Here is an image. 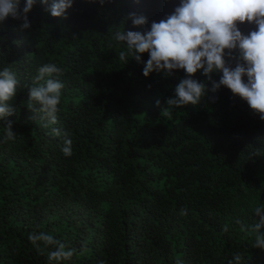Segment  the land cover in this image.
Returning a JSON list of instances; mask_svg holds the SVG:
<instances>
[{
    "label": "trees",
    "instance_id": "16d2710c",
    "mask_svg": "<svg viewBox=\"0 0 264 264\" xmlns=\"http://www.w3.org/2000/svg\"><path fill=\"white\" fill-rule=\"evenodd\" d=\"M178 4L73 0L60 18L37 0L29 29L11 17L0 22V71L10 68L21 85L11 101L16 112L0 120V264H49L52 249L28 240L38 232L77 249L52 264H227L237 252L242 264H264L255 234L235 222H259L254 209L264 205V121L230 89L213 93L202 70L193 78L205 84V98L165 116L184 70L145 77L147 52L140 63L119 60L126 45L115 31H143ZM131 12L148 23L133 27ZM46 63L64 70L57 78L65 85L57 123L47 128L23 87ZM7 121L14 140L4 139ZM53 128L69 134L71 157Z\"/></svg>",
    "mask_w": 264,
    "mask_h": 264
},
{
    "label": "clouds",
    "instance_id": "9594fccd",
    "mask_svg": "<svg viewBox=\"0 0 264 264\" xmlns=\"http://www.w3.org/2000/svg\"><path fill=\"white\" fill-rule=\"evenodd\" d=\"M36 2L25 0L21 8V0H0V22L11 17L21 21V31L29 29L31 22L27 13ZM39 2L52 17L60 18H67L66 10L73 5V0ZM99 3L103 5L105 0H99ZM125 19L131 20L133 27L148 23L146 16L136 12L128 13ZM245 23L254 24L256 30L243 34L238 25ZM112 38L126 45L119 52V60L124 64L130 58L140 63L141 54L148 53L149 58L143 67L145 77L153 71L167 70V74L172 75L173 70H184L185 77L175 86L174 96L165 101V116L171 117L173 108L197 106L205 98V84L193 78L197 71L202 70V75L211 81L213 93L222 86L230 89L264 121V0H179L171 14L159 22L152 21L150 28L127 32L117 30ZM214 72L222 73L218 82L212 79ZM63 74L64 70L55 63H46L38 68L31 86L23 85L28 92L27 107L42 113L41 119L47 118V123L43 125L45 128L57 123L62 89L65 87L57 77ZM20 87V81L10 68L0 71V120L16 112L11 101ZM211 99L215 101L216 97ZM159 104L157 100L156 105ZM34 105L39 107L34 108ZM50 135L62 136L61 152L65 157L73 155V142L68 133L53 128ZM15 137L13 122L7 121L4 139L14 140ZM254 213L259 222L251 226L239 219L235 222L241 231L255 234L252 247L264 250V233L260 231L264 227V205L256 207ZM180 214L187 215V209H181ZM223 231H228L227 225ZM28 240L38 251L52 249L47 256L49 264L71 259L77 252L67 241L46 232L31 233ZM99 264H104V261ZM227 264H242V253H234Z\"/></svg>",
    "mask_w": 264,
    "mask_h": 264
}]
</instances>
